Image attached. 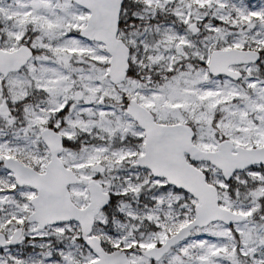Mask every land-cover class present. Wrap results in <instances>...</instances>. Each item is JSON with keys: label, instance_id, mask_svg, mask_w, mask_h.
<instances>
[{"label": "snow or ice", "instance_id": "obj_1", "mask_svg": "<svg viewBox=\"0 0 264 264\" xmlns=\"http://www.w3.org/2000/svg\"><path fill=\"white\" fill-rule=\"evenodd\" d=\"M0 264H264V0H0Z\"/></svg>", "mask_w": 264, "mask_h": 264}]
</instances>
